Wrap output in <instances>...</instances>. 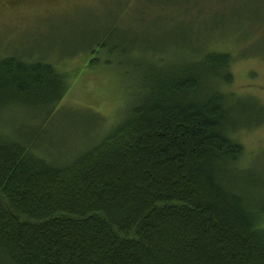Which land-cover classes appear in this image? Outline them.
<instances>
[{
  "label": "trees",
  "instance_id": "16d2710c",
  "mask_svg": "<svg viewBox=\"0 0 264 264\" xmlns=\"http://www.w3.org/2000/svg\"><path fill=\"white\" fill-rule=\"evenodd\" d=\"M113 30L89 47L107 65L133 47L109 38ZM156 47L136 66L123 118L65 152L47 127L66 76L0 59V116L44 113L0 118V264H264L261 180L241 165L237 140L264 125V105L224 92L231 55L194 50L172 63L161 58L171 45ZM248 102L254 124L244 121Z\"/></svg>",
  "mask_w": 264,
  "mask_h": 264
},
{
  "label": "rangeland",
  "instance_id": "374dc122",
  "mask_svg": "<svg viewBox=\"0 0 264 264\" xmlns=\"http://www.w3.org/2000/svg\"><path fill=\"white\" fill-rule=\"evenodd\" d=\"M112 25L109 38L133 47L124 59L117 51L107 65L104 52L93 56L89 47ZM161 43L171 45L161 58L172 63L193 59L194 50L231 55L232 83L224 92L264 105V0H0V59L49 63L68 80L47 127L60 152L96 140L123 118L136 66L152 59L150 46ZM246 105L250 119L244 121L254 124L259 119L251 108H257ZM43 115L13 107L0 118L26 123ZM237 140L241 165L261 180L256 197L264 203V125Z\"/></svg>",
  "mask_w": 264,
  "mask_h": 264
}]
</instances>
